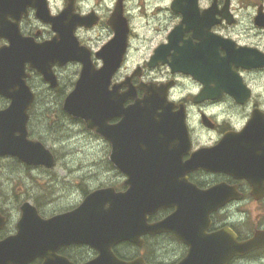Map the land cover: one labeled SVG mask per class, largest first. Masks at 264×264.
<instances>
[{"label":"flooded vegetation","instance_id":"obj_1","mask_svg":"<svg viewBox=\"0 0 264 264\" xmlns=\"http://www.w3.org/2000/svg\"><path fill=\"white\" fill-rule=\"evenodd\" d=\"M18 1L23 4L43 1L52 17L62 14L67 19L88 17L85 21L91 26H76L73 35L78 55L88 54L94 70L103 66L96 54L115 37L111 20L117 9L127 27V37L122 58L106 89L105 125L119 126V131L110 139H102L87 128L84 120L63 110L64 99L80 77V62L55 63L52 67L55 87L26 64V84L34 95L28 111V138L50 148L54 163L51 168L31 166L12 156H2L0 168L4 173L29 177L35 170L39 179L52 177V183L61 188L63 180L52 174L57 175L56 169H60L68 178L73 172L69 166H60L59 161L65 157L55 156L53 150L63 139L64 121L76 129L80 126L81 131L103 143L104 174L108 178L103 188L125 194L130 189L128 174L137 173L140 166L142 175L168 179L169 205L148 216V224L160 222L180 208H190L194 200L193 205L212 209L207 216L206 235L229 228L241 242L264 232V0ZM0 17L3 19L0 50L10 46L13 35L9 30L14 32V28L21 38L31 39L36 46L59 41L52 26L37 18L31 7H26L23 13L22 9L16 12L2 4ZM119 49V46L114 49V61ZM65 76L74 79L66 81ZM148 86H152L151 97L158 105L152 114L157 119L161 114H171L181 118L182 123L142 124V116L137 112L127 116L129 106L148 96ZM52 95L61 103L59 111H35L40 99ZM9 103L8 98L0 95V110ZM112 139L121 146L120 154L125 158L123 170L111 161ZM139 151L145 157L144 163L140 166L126 163L136 162L137 157L128 155ZM224 162L230 163L225 171ZM79 179V183L71 182L81 196L77 204L55 203L48 190L20 203H11L10 199L0 203V243L17 234V223L26 202L35 208L38 218L48 221L73 212L88 194L103 189H89L85 178ZM219 187L225 188L227 194L226 202L217 207L222 192L207 197L203 192ZM71 232L73 239V228ZM140 239L141 247L125 242L116 245L114 255L125 262L141 259L145 264H178L188 254V246L171 233L145 234ZM53 254L71 264H83L97 256L94 248L75 243L58 247ZM261 262L264 248L236 257L228 264ZM43 263V259L35 258L27 264Z\"/></svg>","mask_w":264,"mask_h":264},{"label":"water","instance_id":"obj_2","mask_svg":"<svg viewBox=\"0 0 264 264\" xmlns=\"http://www.w3.org/2000/svg\"><path fill=\"white\" fill-rule=\"evenodd\" d=\"M20 3L18 0H8L5 3L0 2V5H8L16 12L22 9L23 13L26 7L33 8L37 18L52 26L59 41L36 46L31 39L21 38L17 29L14 28V32L9 30L13 41L8 48L0 50V95L10 101L9 106L0 111V157L12 156L27 165L51 168L54 163L51 152L40 142L27 138V111L31 107L33 94L26 84V64L40 73L51 87H55L56 78L52 72L54 64L80 62V77L73 91L65 98L63 110L71 116L83 119L87 128L94 130L102 138L110 139L117 133L115 131H119V126L108 128L105 125L106 89L118 66L117 62H120L124 53L127 27L120 18V10L117 9L111 20L115 37L96 54L102 60L103 66L94 70L88 54L78 55L77 42L73 35L76 26H91L85 21L88 17L67 19L63 14L52 17L43 1ZM19 17L20 15L15 16L16 21ZM2 21L0 17V30L3 28ZM118 46L119 53L114 61L113 52L115 53L114 49ZM146 93L148 96L126 109L128 117L137 112L142 116V124L182 123L181 118L171 114H161L160 119H157L152 114V109L158 106L154 97H151L152 86L146 87ZM120 147L112 139L111 161L123 170L125 158L121 157ZM128 156L137 159L134 163H126L140 166L145 161L140 151ZM222 165L225 171L230 163L224 162ZM140 170L141 166L137 173L128 174L127 183L130 189L125 194L117 193L112 188L95 190L73 212L55 216L48 221L38 218L35 208L26 202L22 208V217L17 223V234L0 243V261L4 260L5 264L7 261L27 264L40 258L44 260L43 264H71L64 258L53 257V253L58 247L75 243L88 245L97 252L93 260L83 264H145L141 259L121 261L114 255L113 248L122 242L141 247V236L161 233H171L188 246L187 256L178 264H228L234 257L264 248V232H257L244 242H238L229 228L206 235L207 216L212 209H201L200 206L193 205L194 200L190 208H180L162 221L148 224V216L153 215L159 208L168 207L171 193L167 178L152 179L140 174ZM221 192L222 199L219 197L215 205L220 207L226 202L225 188H214L203 193L207 197L211 194L219 196Z\"/></svg>","mask_w":264,"mask_h":264},{"label":"rangeland","instance_id":"obj_3","mask_svg":"<svg viewBox=\"0 0 264 264\" xmlns=\"http://www.w3.org/2000/svg\"><path fill=\"white\" fill-rule=\"evenodd\" d=\"M96 37H98L97 34ZM70 71H67V74ZM66 76L63 79H65ZM73 79L74 76H72V78H66L65 80L69 81ZM51 109L53 111H59L61 109V103L57 102L55 95H52L50 98L40 99L35 111H50ZM50 118H52L51 114ZM61 125L64 127L63 139L57 145L53 146L54 155L57 157H65L59 161V164L60 166H69L71 169L73 168V172L70 173L72 175L69 174L70 176L67 178L60 172V169H56L57 175L52 174V176L55 178L59 177L63 180L60 184L62 187L60 188L56 182L52 183V177L49 178V176H47V180L43 178L39 179L37 177L39 173L34 172L35 170L29 173L31 174L29 177H19L17 175H8L0 168V170H2L0 172V203L9 201L11 203H20L22 200L39 197L41 192L48 190L51 193L49 195H53V201L55 203L77 204L81 196L80 193L71 186V182L79 183V177L81 176L85 178V182H87L86 185H90L89 189L97 187L103 188L106 186L108 178L104 174L103 163L106 153L103 143L99 139L81 131L80 126H77L76 129L75 125L68 126L69 123L64 121ZM49 142L47 143L49 144ZM65 177L68 180H65ZM41 180H44V185ZM44 186L45 189H42ZM8 199L10 200L8 201ZM255 264H264V262Z\"/></svg>","mask_w":264,"mask_h":264}]
</instances>
